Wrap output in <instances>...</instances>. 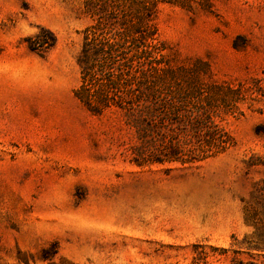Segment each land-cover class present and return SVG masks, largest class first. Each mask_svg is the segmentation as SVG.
<instances>
[{
    "label": "rangeland",
    "instance_id": "obj_1",
    "mask_svg": "<svg viewBox=\"0 0 264 264\" xmlns=\"http://www.w3.org/2000/svg\"><path fill=\"white\" fill-rule=\"evenodd\" d=\"M170 1L160 39L263 90L226 119L223 153L137 166L120 116L92 114L73 93L83 0H0V264L264 259L235 244L254 230L245 209L264 179V0Z\"/></svg>",
    "mask_w": 264,
    "mask_h": 264
},
{
    "label": "trees",
    "instance_id": "obj_2",
    "mask_svg": "<svg viewBox=\"0 0 264 264\" xmlns=\"http://www.w3.org/2000/svg\"><path fill=\"white\" fill-rule=\"evenodd\" d=\"M164 2L172 1L83 0L91 21L82 30L73 93L92 114L120 116L130 135L128 161L137 166L190 164L223 153L234 144L226 119L242 115L243 106L253 110L263 90L256 77L220 78L207 60L182 58L160 39L156 19ZM245 220L254 230L235 243L238 250L264 254V179ZM231 261L264 264L252 255Z\"/></svg>",
    "mask_w": 264,
    "mask_h": 264
}]
</instances>
